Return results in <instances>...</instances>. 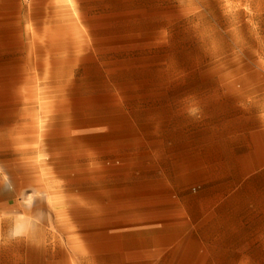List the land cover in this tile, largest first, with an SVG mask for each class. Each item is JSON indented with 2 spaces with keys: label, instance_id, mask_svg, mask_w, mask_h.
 Listing matches in <instances>:
<instances>
[{
  "label": "rangeland",
  "instance_id": "obj_1",
  "mask_svg": "<svg viewBox=\"0 0 264 264\" xmlns=\"http://www.w3.org/2000/svg\"><path fill=\"white\" fill-rule=\"evenodd\" d=\"M0 166L54 264H264V0H0Z\"/></svg>",
  "mask_w": 264,
  "mask_h": 264
},
{
  "label": "crops",
  "instance_id": "obj_2",
  "mask_svg": "<svg viewBox=\"0 0 264 264\" xmlns=\"http://www.w3.org/2000/svg\"><path fill=\"white\" fill-rule=\"evenodd\" d=\"M37 216L0 179V264H54L51 228L38 226Z\"/></svg>",
  "mask_w": 264,
  "mask_h": 264
},
{
  "label": "built area",
  "instance_id": "obj_3",
  "mask_svg": "<svg viewBox=\"0 0 264 264\" xmlns=\"http://www.w3.org/2000/svg\"><path fill=\"white\" fill-rule=\"evenodd\" d=\"M1 171H2V168H1V166H0V173H1Z\"/></svg>",
  "mask_w": 264,
  "mask_h": 264
}]
</instances>
